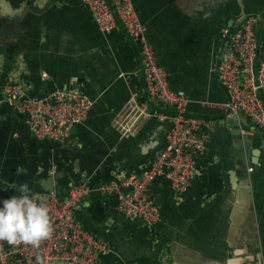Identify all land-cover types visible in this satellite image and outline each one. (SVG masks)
Here are the masks:
<instances>
[{
    "label": "crops",
    "instance_id": "1",
    "mask_svg": "<svg viewBox=\"0 0 264 264\" xmlns=\"http://www.w3.org/2000/svg\"><path fill=\"white\" fill-rule=\"evenodd\" d=\"M134 3L170 87L189 99L191 115L213 120L202 129L209 140L186 192L163 176L150 184L155 224L128 220L98 191L75 217L109 247L103 264H264V133L243 114L237 127L225 121L229 94L216 72L224 29L243 14L258 18L264 59V0ZM10 84L34 98L76 87L94 105L65 141L39 139L18 102L4 100ZM133 99L149 115L122 136L113 122ZM173 113L149 98L140 50L121 25L104 33L82 0H0V200L25 182L65 198L73 185L98 189L141 174L165 148Z\"/></svg>",
    "mask_w": 264,
    "mask_h": 264
},
{
    "label": "built area",
    "instance_id": "2",
    "mask_svg": "<svg viewBox=\"0 0 264 264\" xmlns=\"http://www.w3.org/2000/svg\"><path fill=\"white\" fill-rule=\"evenodd\" d=\"M82 3L100 30L109 34L121 25L139 48L148 96L173 108V128L165 148L141 174L129 175L98 189L87 184L73 185L65 198L56 193L43 197L50 210L52 234L39 247L0 242V264H37V257L44 264H103L109 247L77 220V208L98 191L112 195L118 210L128 220L153 225L160 220V211L149 193L152 181L163 176L176 191L186 192L195 174L197 156L207 147L209 133L202 129L209 128L213 120L191 115L189 99L170 87L134 0H82ZM238 23L223 32L226 45L220 52L216 72L229 100L221 107L230 110L231 116L246 115L264 133V59L256 33L258 18L247 14ZM4 100L18 102L17 110L24 114L36 138L54 142L65 141L74 126L86 121L94 105V100L76 87L34 98L20 86L10 84L5 88ZM148 115L147 108L133 99L113 123L122 136H129Z\"/></svg>",
    "mask_w": 264,
    "mask_h": 264
},
{
    "label": "clouds",
    "instance_id": "3",
    "mask_svg": "<svg viewBox=\"0 0 264 264\" xmlns=\"http://www.w3.org/2000/svg\"><path fill=\"white\" fill-rule=\"evenodd\" d=\"M16 192L0 202V242L39 247L53 231L50 210L43 196L34 192L27 182L19 184ZM37 264L44 261L37 257Z\"/></svg>",
    "mask_w": 264,
    "mask_h": 264
},
{
    "label": "water",
    "instance_id": "4",
    "mask_svg": "<svg viewBox=\"0 0 264 264\" xmlns=\"http://www.w3.org/2000/svg\"><path fill=\"white\" fill-rule=\"evenodd\" d=\"M245 14L242 15V17L244 16ZM239 23H236L235 24V27L238 25ZM232 27V26H231ZM233 28V27H232ZM230 113L231 111L230 110H225V115L227 116L226 117V122H228L231 126H234V127H237L238 126V122H237V117L236 116H230ZM238 129V128H237Z\"/></svg>",
    "mask_w": 264,
    "mask_h": 264
}]
</instances>
